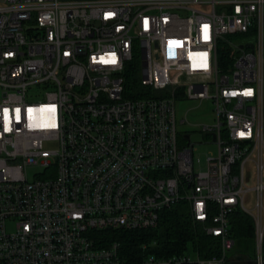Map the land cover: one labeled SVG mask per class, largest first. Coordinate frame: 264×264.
<instances>
[{
	"label": "built area",
	"instance_id": "2783aa9c",
	"mask_svg": "<svg viewBox=\"0 0 264 264\" xmlns=\"http://www.w3.org/2000/svg\"><path fill=\"white\" fill-rule=\"evenodd\" d=\"M134 59L151 94L127 98ZM182 99L210 105L202 162ZM263 170L264 0H0V264H124L90 233L152 227L178 200L200 221L214 204L219 253L137 264H227L234 207L264 264Z\"/></svg>",
	"mask_w": 264,
	"mask_h": 264
},
{
	"label": "trees",
	"instance_id": "16d2710c",
	"mask_svg": "<svg viewBox=\"0 0 264 264\" xmlns=\"http://www.w3.org/2000/svg\"><path fill=\"white\" fill-rule=\"evenodd\" d=\"M123 77L124 97L139 98L151 94L149 88L139 82L137 59L127 64ZM206 206L208 215L203 221L192 219L187 201L178 200L159 212L156 224L152 227L94 230L90 234L97 246H105L109 241L116 240L118 256L124 264H137L146 256L166 258L187 252L196 253L201 258L216 256L219 253V238L205 231V227L211 224L215 206L209 201ZM227 229L236 247L233 255L251 261L254 252L253 221L250 215L239 207L232 208L227 214ZM261 255L264 259V229Z\"/></svg>",
	"mask_w": 264,
	"mask_h": 264
},
{
	"label": "rangeland",
	"instance_id": "374dc122",
	"mask_svg": "<svg viewBox=\"0 0 264 264\" xmlns=\"http://www.w3.org/2000/svg\"><path fill=\"white\" fill-rule=\"evenodd\" d=\"M232 42H238L239 40H242L243 38L241 36L237 37H231L229 38ZM243 42V41H242ZM36 100H41L40 96L34 97ZM197 105V101L194 100H188V99H182L176 102L175 108H176V119H181L182 117L185 118L184 123L177 124V129L179 131L181 130H187L190 132V142L193 143V146L195 149L193 152V158H198L201 162L204 159V154L208 150H214L213 144H200L198 143L201 140V134L198 131L199 125L202 123H209L211 122V112H210V105L208 101H202L196 108L194 106ZM187 114L184 116L185 111ZM263 183H264V170H263ZM249 184L252 185L253 181L249 180ZM248 194V200L246 201V205L249 207L251 205V199ZM262 202L264 207V189L262 191ZM254 234V233H253ZM235 246L227 253V256L230 257L233 255ZM253 252H254V242L252 245ZM263 259V258H262ZM264 261V259H263Z\"/></svg>",
	"mask_w": 264,
	"mask_h": 264
},
{
	"label": "water",
	"instance_id": "95a60500",
	"mask_svg": "<svg viewBox=\"0 0 264 264\" xmlns=\"http://www.w3.org/2000/svg\"><path fill=\"white\" fill-rule=\"evenodd\" d=\"M249 47H251V44H247ZM186 137V135H184ZM227 264H251V261L249 259L245 261H241L239 257H235L233 259H230Z\"/></svg>",
	"mask_w": 264,
	"mask_h": 264
},
{
	"label": "crops",
	"instance_id": "0c3cea01",
	"mask_svg": "<svg viewBox=\"0 0 264 264\" xmlns=\"http://www.w3.org/2000/svg\"><path fill=\"white\" fill-rule=\"evenodd\" d=\"M234 246H235V244L233 243L232 248H233ZM231 250H232V249H231ZM230 257L235 258L236 256L233 255V256H230ZM240 260H241V261H244V260H247V258L243 257V258H240Z\"/></svg>",
	"mask_w": 264,
	"mask_h": 264
},
{
	"label": "snow or ice",
	"instance_id": "6c2138e0",
	"mask_svg": "<svg viewBox=\"0 0 264 264\" xmlns=\"http://www.w3.org/2000/svg\"><path fill=\"white\" fill-rule=\"evenodd\" d=\"M112 62H114V61H112Z\"/></svg>",
	"mask_w": 264,
	"mask_h": 264
}]
</instances>
